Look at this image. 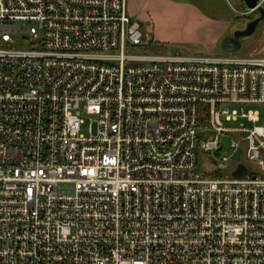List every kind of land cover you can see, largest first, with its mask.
Instances as JSON below:
<instances>
[{
	"label": "built area",
	"instance_id": "obj_1",
	"mask_svg": "<svg viewBox=\"0 0 264 264\" xmlns=\"http://www.w3.org/2000/svg\"><path fill=\"white\" fill-rule=\"evenodd\" d=\"M148 45L128 0H0V264H264V55ZM225 132L253 169L204 177Z\"/></svg>",
	"mask_w": 264,
	"mask_h": 264
},
{
	"label": "rangeland",
	"instance_id": "obj_2",
	"mask_svg": "<svg viewBox=\"0 0 264 264\" xmlns=\"http://www.w3.org/2000/svg\"><path fill=\"white\" fill-rule=\"evenodd\" d=\"M229 3L234 9L232 16L224 20L228 24V33L236 28L245 27L246 23L254 19L253 15H244L249 9L244 0H150L149 9L145 12L140 23L142 31L149 40L146 47L136 48L133 52L148 53L157 55H205V56H232L248 57L259 50L264 45V21L260 23L256 32L242 39L241 47L234 52L225 51L222 47L224 38L217 45L205 42L204 37L207 32V25L204 24L202 15L210 17L222 15L225 9L224 2ZM262 1V0H260ZM158 2V4H157ZM18 38L22 35H18ZM249 108V107H248ZM247 108V109H248ZM264 114V106H255ZM85 124L82 126V132L88 133L90 125V116L84 115ZM226 127H236L238 122H227L223 118ZM264 124V120L262 123ZM96 130V126L94 131ZM213 132L206 133L202 139L206 140ZM244 136L243 133H223L221 136V150L210 157L201 149L197 151V171L207 178H216L227 175L232 177L238 164L242 163L253 169V163L246 159L245 153L240 161L234 165L225 167L221 166L224 157H230L233 142H239ZM246 148V142L242 143Z\"/></svg>",
	"mask_w": 264,
	"mask_h": 264
},
{
	"label": "water",
	"instance_id": "obj_3",
	"mask_svg": "<svg viewBox=\"0 0 264 264\" xmlns=\"http://www.w3.org/2000/svg\"><path fill=\"white\" fill-rule=\"evenodd\" d=\"M249 9H256L258 16L254 19L248 21L243 28H236L231 32V35L226 36L223 40L222 47L225 51L234 52L237 51L241 47V42L243 38L249 37L253 35L258 26L262 21H264V5H260L257 7L259 0H244ZM241 154V149L237 150L236 154L230 161L224 165L225 167L232 166L234 164V160H239ZM246 173V167L242 164L239 165L238 169L234 172L236 177H242Z\"/></svg>",
	"mask_w": 264,
	"mask_h": 264
},
{
	"label": "crops",
	"instance_id": "obj_4",
	"mask_svg": "<svg viewBox=\"0 0 264 264\" xmlns=\"http://www.w3.org/2000/svg\"><path fill=\"white\" fill-rule=\"evenodd\" d=\"M149 3H150V0H128V13L130 17L138 21L142 19L145 12L149 9ZM202 17H203L204 24H206L207 29H209L207 30L205 34L204 41L212 45H217L218 43L221 42L224 35L228 33L227 22L224 20H216L204 14L202 15ZM251 55L263 56L264 55V45H262V47L259 50H257L255 53H252Z\"/></svg>",
	"mask_w": 264,
	"mask_h": 264
},
{
	"label": "trees",
	"instance_id": "obj_5",
	"mask_svg": "<svg viewBox=\"0 0 264 264\" xmlns=\"http://www.w3.org/2000/svg\"><path fill=\"white\" fill-rule=\"evenodd\" d=\"M224 3V6H225V9H227L226 11H225V13H221L222 15H218V16H213L212 18H214V19H226V18H228V17H231L232 16V12H233V8L228 4V3H226L225 1H223ZM258 15V13L256 12L255 14H254V17H256Z\"/></svg>",
	"mask_w": 264,
	"mask_h": 264
},
{
	"label": "flooded vegetation",
	"instance_id": "obj_6",
	"mask_svg": "<svg viewBox=\"0 0 264 264\" xmlns=\"http://www.w3.org/2000/svg\"><path fill=\"white\" fill-rule=\"evenodd\" d=\"M258 16V15H257ZM256 16V17H257ZM229 35H231V33H227L226 35H224V37L223 38H225L226 36H229ZM240 42H241V44H242V40H240Z\"/></svg>",
	"mask_w": 264,
	"mask_h": 264
}]
</instances>
